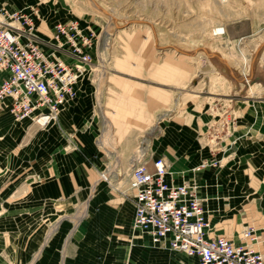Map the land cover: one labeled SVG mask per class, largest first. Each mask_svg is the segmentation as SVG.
<instances>
[{"label": "rangeland", "instance_id": "374dc122", "mask_svg": "<svg viewBox=\"0 0 264 264\" xmlns=\"http://www.w3.org/2000/svg\"><path fill=\"white\" fill-rule=\"evenodd\" d=\"M33 2L37 17L50 9L56 19L62 7L70 19L91 24L99 55L86 66L77 99L47 127L17 121L9 113L10 100L0 101V174L19 176L18 182L25 185L31 167L29 173L19 170L16 156L37 158L48 150L83 160L93 176L85 198L49 197L45 206L50 213L39 229L18 226V247L31 252L34 243L35 254L16 264H44L41 238L45 249L51 247L57 254L56 264H68L58 256L66 253L71 231L96 214L102 192L118 195L111 197L112 203L125 202L132 212L130 164L147 151L148 156L165 159L175 175L194 169L187 181L202 198L215 230L238 237L264 217V0ZM7 8L0 4V20L20 27L6 19L14 13ZM35 35L46 50L52 42L51 28L37 26L36 21ZM249 111L256 114L252 123L257 128L237 138L233 133L250 121L245 116ZM154 128L161 134L155 139ZM10 158L14 161L8 167ZM103 175L110 180H103ZM44 182L40 174L28 181L35 190ZM127 235L129 244L151 243L133 226ZM163 244L145 247L175 253L167 258L181 257ZM110 249L117 251L114 242ZM169 263L180 260L163 262ZM0 264L6 260L0 259Z\"/></svg>", "mask_w": 264, "mask_h": 264}, {"label": "built area", "instance_id": "2783aa9c", "mask_svg": "<svg viewBox=\"0 0 264 264\" xmlns=\"http://www.w3.org/2000/svg\"><path fill=\"white\" fill-rule=\"evenodd\" d=\"M36 18L31 8L7 16L20 27L0 20V74H6L0 83V101L10 100L9 112L17 121L47 127L68 102L77 99L81 76L93 56L99 55V39L90 24L59 22L45 50L35 35ZM59 51L71 52L75 63L56 56ZM163 122L166 119L159 129ZM160 135L158 131L153 138ZM148 153L130 169L134 230L152 244L166 243L198 264H264V225L260 232L246 228L239 243L226 236L211 237L213 226L195 187L171 181L167 161Z\"/></svg>", "mask_w": 264, "mask_h": 264}, {"label": "crops", "instance_id": "0c3cea01", "mask_svg": "<svg viewBox=\"0 0 264 264\" xmlns=\"http://www.w3.org/2000/svg\"><path fill=\"white\" fill-rule=\"evenodd\" d=\"M0 4L6 5L8 7L7 9L14 13L34 8L33 0H0ZM49 10L50 9H46L45 13L41 14L42 16L40 17L38 15L36 21L37 26H39V24L41 27H43V25L49 26L52 34L56 23L74 21L73 18L70 19L69 16L66 15L62 7L60 8L59 15L56 16V19H60L59 21H55V17L51 16ZM38 19H41V21ZM83 23H86L85 25L89 24L88 22ZM59 54L64 56L60 58L65 62L71 64L75 63V59L71 55V52L59 51ZM5 76L6 74H0V83ZM245 116L246 118H250V121L247 120V125H243L242 130H239L238 133H233L237 138L243 136L244 133H252L257 128V125L252 123V118L255 117L256 114L249 111ZM232 140H234V138H232ZM41 155L42 156L37 158H28L22 155L16 156L19 170L26 169L29 173L31 167L32 174L29 173V176H25V185L18 182L19 176H13L12 173L0 174V259L6 260V264H16L15 262H17L18 259L24 258L28 260L34 257V243L32 244L33 251L31 252H29L27 248L18 247L17 228L22 225V228L25 230L34 227L39 229L44 223L45 217L50 213L45 206L46 200L49 197L75 201L79 197L85 198L90 189L89 186L91 185L93 174L88 171V167L90 166L83 162V160L81 161L74 157L72 159L60 153L51 155V153H48V150ZM13 161L14 159L10 158V160L7 161V166L9 167L10 164L12 165ZM23 166L26 168H23ZM178 169L182 170L185 169V167H180ZM190 172L194 173V169L184 174L182 173L183 175H179V173L175 175L171 172L172 176L170 179L176 184L188 182L187 180H190L191 177L187 173ZM35 174L42 175L45 180L44 185L39 186L37 190H35L32 183V186L28 183ZM116 176L119 177V174ZM112 193L113 192L110 191L102 192V194L97 197L96 202L98 204L95 207L96 214L89 219V221H87L88 219L82 220L79 226L71 231L69 238L70 243H68L66 253H60L58 257L62 258L63 256L64 261L68 264H163L165 260H180V264H198L196 259L189 258L179 253H176L181 255L178 259H174L173 257L167 258L169 255H172L173 252H171V254H162L160 248H150L148 246L147 249L145 245L151 243H140L137 241V238L135 239L137 244L134 242L133 245L129 244L128 241L130 242V239L127 237V234L133 226L135 209L133 208V211L130 212L128 209L129 204L125 205V202L120 205H116V201L112 203L113 200L111 197L118 196ZM19 196L24 200L19 202ZM5 198L8 199L6 200ZM120 201L122 202V200ZM263 225L264 217L250 224L247 228L255 227L258 232H260V230H263ZM241 233L238 237H230L213 228V231L210 232L209 235L211 237L226 236L231 238L234 242L239 243L241 241ZM111 234L112 237L108 236ZM106 235L110 240H106ZM41 240L39 243L38 241L35 243L41 246L40 254L42 262L44 264H56L57 254L52 251L51 247L45 249L46 244ZM113 242L116 245L117 251L111 253L109 250H111L110 246L113 245ZM60 245L61 243L57 245V248H59ZM163 245L165 246L164 248L169 249L165 244ZM2 247H4V251H1ZM36 247L38 248L39 246ZM22 250L24 252H22ZM19 253H23L24 256H19ZM37 253H39V251ZM151 256H153V260L150 262Z\"/></svg>", "mask_w": 264, "mask_h": 264}, {"label": "bare ground", "instance_id": "6f19581e", "mask_svg": "<svg viewBox=\"0 0 264 264\" xmlns=\"http://www.w3.org/2000/svg\"><path fill=\"white\" fill-rule=\"evenodd\" d=\"M108 49H109V48H108ZM214 56L218 57L219 59L221 58V57H219V56H217V55H214ZM218 58H217V59H218ZM219 61H220V60H219ZM217 65H218V64H217ZM222 65H223V64H222ZM224 65H225V64H224ZM224 65H223V66H224ZM229 70H230V69H229ZM232 76H233V78L235 79L237 75H234L233 72H232ZM244 80L249 81V79H248L247 76L244 78ZM35 124H36V123H35ZM50 124H51V123H50ZM106 124H107V123H106ZM108 124H109V123H108ZM108 127H109V125H108ZM108 127H107V128H108ZM155 127H156V126H155ZM156 128H158V127H156ZM156 128L152 129V131H153V132L151 133L152 135H155V134L157 133L156 131H158V129L156 130ZM105 134H106V133H105ZM104 136H105V135H104ZM107 137H108V135H107ZM104 138L106 139V137H104ZM145 141H146V140H145ZM147 142H148V141H147ZM103 144L106 145V143H104V142H103ZM105 145H104L103 147H106ZM144 146H145V145H144ZM144 149H145V148H144ZM140 152H143V151L141 150ZM141 154H142V153H141ZM136 159H137V160H136ZM140 159H141V156H136V157H135V160H134L133 163L130 164V165L132 166L134 163H136V162H137L138 160H140ZM131 166H130V168H131ZM129 175H130V173H129ZM102 179H103V180H109V177L103 175V176H102ZM128 184H129V179H128Z\"/></svg>", "mask_w": 264, "mask_h": 264}]
</instances>
